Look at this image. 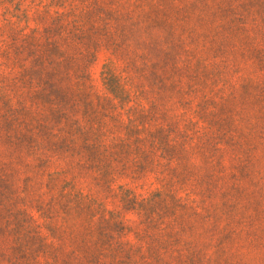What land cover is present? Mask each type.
Instances as JSON below:
<instances>
[{
    "label": "rangeland",
    "instance_id": "374dc122",
    "mask_svg": "<svg viewBox=\"0 0 264 264\" xmlns=\"http://www.w3.org/2000/svg\"><path fill=\"white\" fill-rule=\"evenodd\" d=\"M0 264H264V0H0Z\"/></svg>",
    "mask_w": 264,
    "mask_h": 264
}]
</instances>
